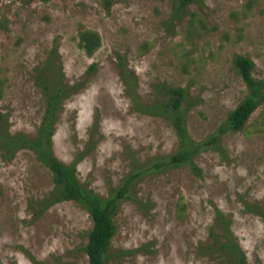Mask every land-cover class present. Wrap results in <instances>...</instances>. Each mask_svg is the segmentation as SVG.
<instances>
[{
    "label": "rangeland",
    "instance_id": "374dc122",
    "mask_svg": "<svg viewBox=\"0 0 264 264\" xmlns=\"http://www.w3.org/2000/svg\"><path fill=\"white\" fill-rule=\"evenodd\" d=\"M0 14L9 27L0 33V114L9 131L35 137L44 105L34 69L57 46L66 83H85L59 115L54 155L70 164L82 154L79 183L101 199L133 160L144 170L115 216L106 264H232L202 249L210 230L220 233L216 210L248 263L264 264V104L219 150L196 156L194 169L153 172L154 161L177 151V137L167 120L133 108L119 68L133 73L145 105L166 87L183 89L187 134L204 142L246 96L233 58H249L264 81V0H196L178 13L170 0H0ZM82 30L100 36L92 57L77 46ZM52 188L33 153L0 149V264H87L91 220L73 202L40 210Z\"/></svg>",
    "mask_w": 264,
    "mask_h": 264
},
{
    "label": "trees",
    "instance_id": "16d2710c",
    "mask_svg": "<svg viewBox=\"0 0 264 264\" xmlns=\"http://www.w3.org/2000/svg\"><path fill=\"white\" fill-rule=\"evenodd\" d=\"M195 1L170 0L174 13L184 11ZM104 3L108 6L110 0H104ZM8 32V20L0 14V33ZM77 37V46L87 57H92L101 47L100 36L95 31L82 30L78 32ZM232 65L246 88V96L228 114L216 132L204 142H194L187 134L184 123L186 112L182 109L185 98L183 89L166 87L165 97L162 100L145 105L135 91L136 82L133 73H129L123 63L119 65L122 70L125 92L133 108L143 115L167 120L177 137V151L167 158L163 157L154 161L153 172L161 170L162 167L190 166L194 169L193 161L196 156L208 150H219L220 139L229 132L242 130L252 114L264 104V81L253 77L254 63L247 57L235 56ZM93 70H95L94 65L89 67V71ZM84 83H66L58 47H52L42 66L34 69V86L39 90L44 105L35 137L29 138L20 133L12 134L7 126V119L0 114V149L10 157L21 150L30 151L35 155L36 160L50 173L53 184L52 190L41 201L40 210L63 202H73L78 205L86 212L92 223L83 250L87 257V264H106L107 253L117 231L115 216L120 204L125 199H132L131 190L143 175L144 170L133 160L131 173L121 181L117 189L110 192L108 198L101 199L92 190L79 183L76 168L82 154L70 164L62 163L54 155L52 139L59 115L66 101L78 94ZM96 127L95 124L94 128ZM182 208L183 206L180 211ZM258 215L264 222V213L259 211ZM215 225L220 233L215 235L213 230H210L211 243L202 247L204 255L222 258L232 264H249L243 250L231 233L230 221L217 210L215 211Z\"/></svg>",
    "mask_w": 264,
    "mask_h": 264
}]
</instances>
